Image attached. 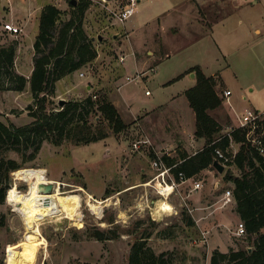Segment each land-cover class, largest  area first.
Wrapping results in <instances>:
<instances>
[{
  "label": "rangeland",
  "instance_id": "rangeland-1",
  "mask_svg": "<svg viewBox=\"0 0 264 264\" xmlns=\"http://www.w3.org/2000/svg\"><path fill=\"white\" fill-rule=\"evenodd\" d=\"M60 1H64V10H71L69 1ZM60 1L0 0V45L17 43L15 69L18 72L29 74L32 66L31 34L36 25L34 18L40 23L39 7L44 3L60 4ZM137 9L134 18L143 20L149 16L145 23H139L140 40L144 35L149 41L141 52L142 57L149 56L148 50L163 54L155 56L144 69L153 67L155 71L146 75L140 84L135 81L125 83L120 53L130 50L121 48L120 39L127 41L128 33L126 28L113 24L114 19L102 3L93 1L87 11L86 23L88 34L96 37L98 56L72 73L71 78L62 81L59 92L50 96L47 104L49 109L59 111L62 99L82 100L91 95L94 99H103L107 96L120 108L127 128L116 132L101 113L96 118L93 112L86 118L89 121L85 128L87 133L81 134L75 129L72 136H103L101 140L79 145L69 139L60 145L46 140L36 156L32 150L22 148L18 152L12 146L0 143V159H15L21 165L20 169L10 173V178L4 174L0 176L1 186L7 181L10 185L6 201L0 204L3 223L0 227V264H16L11 256L18 251H21L20 264H129L133 244L143 232H153L146 247H151L157 254L173 253L176 264H210L215 248L227 252L231 247H250L251 242L246 236L230 232L225 225L208 234V244L198 227L201 211L195 210L196 205L215 204L208 208L215 210L221 194L228 189L224 175L228 170L235 173V166H228L223 174L213 169V175L222 183L218 189L211 184L209 175L198 174L196 178L202 179L205 186L190 194L189 207L179 195H173L169 199L175 207L173 211L156 209L161 196L155 188L142 185L157 172L153 168L155 151H170L173 157H179L181 152L190 154L198 149L183 138L184 135L187 137L184 128L191 121L192 127L196 128V115L188 107L183 108L182 102H177L179 110L171 113L168 106L156 113V110L149 114L143 111L169 103L172 94L182 92L195 72L186 74L185 80L167 88L164 83L198 65L205 66L210 73H219L215 78L220 91L227 87L233 92L230 97L233 105L226 102L227 109L264 111V0H209L203 6L198 0H142ZM7 14L21 19L31 14L33 18L28 23L31 28L25 29L21 25L23 32L12 35L4 28L10 21ZM131 22H127L128 28ZM156 29L158 32L154 34ZM119 31L123 35L115 36L114 33ZM135 34L132 39L137 41ZM82 72L85 76L80 75ZM136 73L135 69H130L127 75L133 77ZM123 83L124 86L119 88ZM147 90L152 96H147ZM223 98L227 99L225 93ZM183 99L187 101L185 95ZM34 101L30 85L23 92L0 90V121L18 126L30 123L33 118L28 107ZM128 103L133 109L127 107ZM220 120L221 135L230 129L232 122L225 114ZM146 138L151 139L152 145L135 150L134 143ZM186 145L190 146L189 150ZM239 149L240 144L233 143L231 151ZM24 168H45L48 177L60 182L59 186L66 192L63 194L66 206L48 214L41 229L32 233L27 232L23 216L8 203V191L13 186L17 185L21 192L30 190V184L18 180L16 174ZM181 191L187 195L189 187L183 186ZM95 200L105 202H97L94 208L92 201ZM230 208L227 206L223 210L231 215L233 210ZM188 215L195 221V226L187 225ZM100 229L111 230V234H119V237L99 240L92 234ZM232 231H235L234 227Z\"/></svg>",
  "mask_w": 264,
  "mask_h": 264
},
{
  "label": "trees",
  "instance_id": "trees-1",
  "mask_svg": "<svg viewBox=\"0 0 264 264\" xmlns=\"http://www.w3.org/2000/svg\"><path fill=\"white\" fill-rule=\"evenodd\" d=\"M92 0H79L71 4V10H63L56 4H47L41 13L39 34L34 42V68L30 78L15 69L17 43L0 45V90L23 92L30 85L34 104L28 107L33 120L25 125L6 124L0 121V143L15 148L18 152L24 148L32 150L36 156L46 140L60 145L69 139L75 144L90 143L102 137L72 136L75 129L85 131L93 112L95 117L101 113L116 132L127 128L117 106L105 96L94 99L88 96L82 100H70L55 111L48 108L50 96L57 91V83L67 75L77 72L94 61L98 56L95 41L85 28L87 11ZM66 15V18H64ZM195 72L197 83L189 88L185 95L196 113V136L206 140V146L194 155L180 153L179 157L165 155L168 164L177 160L182 162L174 170L176 175L184 171L188 177L197 176L205 169H214L216 147L231 151L233 143L240 144L234 160L229 166H235L241 173L236 175L228 170L224 175L227 182H234L236 210L246 225V237L250 247L233 248L227 252L215 249L210 264H264V155L247 137L243 128L220 135V124L211 112L224 103L218 93V81L214 76H207L201 66L192 67L186 74ZM178 77L175 80H178ZM97 96V95H95ZM83 122V125H82ZM21 168L15 159H0V176L10 178V173ZM0 204L6 201L9 181L1 186ZM187 225L195 226V221L188 215ZM3 223L0 220V227ZM111 230L100 229L94 234L99 240L116 239L119 234ZM153 232H143L133 244L129 264H176L174 254L162 252L157 254L151 247H146L147 240ZM11 258L20 264L21 251Z\"/></svg>",
  "mask_w": 264,
  "mask_h": 264
},
{
  "label": "crops",
  "instance_id": "crops-1",
  "mask_svg": "<svg viewBox=\"0 0 264 264\" xmlns=\"http://www.w3.org/2000/svg\"><path fill=\"white\" fill-rule=\"evenodd\" d=\"M7 1H9V2H11V0H7ZM60 1V0H59ZM209 0H198V3L200 4V5H202L203 6V4H205L206 2H208ZM64 1H60V4H56L57 2H52V4H56L59 8H61V9H66L65 8V6L63 5L64 3H63ZM66 2V1H65ZM142 2V0H140L139 1V3H141ZM47 5V3H44V4H42L39 8H40V10H39V12H38V14L40 15V17H41V13H42V11H43V8L45 7ZM137 11H138V9L136 10V13L129 19L130 21H132L131 22V24H130V28H128V26H127V22H129V20L125 23V24H118L119 25V27H122L123 29H125L126 28V33H128V40L127 41H124L123 39H120V42H121V48L122 49H124L125 48V50H128V48H129V50H130V52H125V53H120V55L121 54H123V55H126L127 56V58H126V61L123 63V62H121V63H123V70H124V73L126 74V77L127 76H129V75H127L128 74V72H129V70L130 69H135V71L136 72H138V71H142V70H146V68L152 63V61H153V59L155 58V56H157V55H163V54H158L155 50H148L147 51V53H148V57L147 58H144V57H142V51H143V49L146 47V44L147 43H149V41L146 39V36H142V38H141V40H140V32H139V29H140V24L139 23H145V21L149 18V16L148 17H145V18H143V20H141L139 17L138 18H134L135 16H136V14H137ZM9 15L7 14V18L10 20L9 22H12V23H14V24H16V25H19V26H21V25H24L25 26V29H27V27H29V25H28V23H29V21L33 18L32 17V15L30 14L27 18H24V19H21V18H15L14 16H12L11 15V17H8ZM36 17V16H35ZM189 18H190V16H189ZM189 18H188V20H189ZM34 20L36 21V25H35V27H34V30H33V33L31 34V44H32V48L34 49V42H35V40H36V37H37V35L39 34V28H40V23H39V19L38 18H34ZM86 21H87V16H86V19H85V28H86V30H87V32H88V29H87V23H86ZM138 25V26H137ZM136 26H137V30H135V28H136ZM159 27H160V25H159ZM158 27V28H159ZM29 28H31V27H29ZM143 28V27H142ZM24 29V30H25ZM122 29V30H123ZM158 31H157V29L154 31V34L155 33H157ZM136 33V34H135ZM134 34L136 35V37H137V41L136 40H133L132 39V36L134 37ZM139 34V35H138ZM114 35L116 36V35H123V34H121V31H119V32H115L114 33ZM91 36V35H90ZM92 37V36H91ZM122 37V36H121ZM127 37V36H126ZM145 42V43H144ZM128 43V44H127ZM148 45V44H147ZM125 46V47H124ZM143 46V47H142ZM131 57H132V59H131ZM130 59V62H128V60ZM127 65V66H126ZM192 67H194V66H192ZM192 67H190V68H188V69H186V70H184V71H182L181 73H179V74H176V76H174L173 78H171L170 80H168V81H166L165 83H164V87L165 88H167V87H169V86H171V85H174L175 83H179V82H182L183 80H185V78H186V73L190 70V69H192ZM33 68H34V61L32 60V66H31V69H30V71H29V74H26L25 73V75L27 76V77H29L30 76V74H32V72H33ZM202 69H203V71L205 72V74L207 75V76H214V77H218V75H219V73H215V72H208L207 71V68L205 67V66H203L202 65ZM144 70V71H145ZM137 74V73H136ZM187 75H190V73L189 74H187ZM71 76H72V74H70V75H67V76H65L64 78H62L61 80H59L58 81V83H57V92H59V84L62 82V81H64V80H66V79H68V78H71ZM181 76V78H179L178 80H175V79H177L178 77H180ZM144 79V78H143ZM190 80L191 81H189L188 83L186 82V84H187V86H186V88L184 89V90H182V92H178V93H176V94H172V96L169 98L170 100H169V103H164V104H162L161 106H158V107H154V108H152V109H150V110H148V109H146L145 111H143V113L145 112L146 114H149V113H151L152 111H155V113L158 111V110H162L165 106H168V111L170 110V112L169 113H171L172 111H178L179 109H177L176 108V104H177V102H182V103H184V107L183 108H187L188 107V109L189 110H192V112H194V114L196 115V113H195V111L193 110V108L190 106V103H189V100H188V98H187V103H189V105L184 101V99H183V96L185 95V93H186V91L189 89V88H191V87H193V86H195L196 85V83H197V80H196V78L195 77H193L192 76V74H191V76H190ZM126 84H127V82H125ZM125 83H123V84H121L120 86H119V88L120 87H123L124 86V84ZM142 83V82H141ZM138 84H140V82H138ZM91 87V86H90ZM219 88H220V85L218 84L217 85V87H216V89H217V91H218V93L223 97V93H224V90H226V89H230V88H227V87H225L222 91H220L219 90ZM231 90V89H230ZM148 91V90H147ZM147 91H146V94H147ZM152 96V93H150V94H147V96ZM186 96V95H185ZM231 96H233V92H232V94H231ZM230 96V97H231ZM230 97H229V99L227 98L226 100H224V103H223V105L221 106V107H219V108H217V109H215V110H213L215 113H212L211 112V114L218 120V122L221 124V120H220V118L221 117H223V114H225L226 116H228V118L231 120V122H232V124H231V126H235V125H237L238 124V122H239V117L240 116H245V112H244V110H245V108H237L238 109V111H236V110H231V109H227L226 108V102L227 103H229L231 106L233 105V103L231 102V99H230ZM245 97V96H244ZM225 99V98H224ZM170 102H173V103H170ZM116 106H117V104L115 103V102H113ZM170 104L172 105V107H170ZM127 107L129 108H132L133 109V107H131V105L128 103V105H127ZM117 108H118V110H119V112L121 113V115H122V117H123V119L125 120V118H124V116H123V114H122V112H121V110H120V108L117 106ZM182 108V107H181ZM180 108V109H181ZM250 108H247V110H249ZM182 110V109H181ZM241 110V111H240ZM251 110H253V111H261V109H251ZM163 111V110H162ZM167 111V112H168ZM141 114V113H140ZM193 114V113H192ZM151 115V114H150ZM218 115H221V116H218ZM183 118V117H182ZM126 122V121H125ZM195 122H196V119H195ZM184 130L187 132V137L184 135V140H186V139H188L189 141H190V143H192V145H194V146H198L197 148L198 149H196L193 153H190V155H194V154H196L198 151H200V150H202L205 146H206V140L205 139H203V138H198L197 136H196V128L194 127H192V121H191V123L189 124V126H185V128H184ZM189 131V132H188ZM229 131V130H228ZM228 131L226 132V133H228ZM225 134V133H224ZM186 138V139H185ZM189 145H186V147L188 148V150L190 149V146L188 147ZM180 161V160H179ZM213 169H210V168H208V169H205V170H203L202 172H200L199 174H207V176L209 175V179H210V181H211V184L213 185L214 184V187L216 188V189H218L219 187H218V184L219 183H221V180H219V179H217L214 175H213ZM215 172V171H214ZM240 173H241V171L238 169V168H236L235 167V174L236 175H240ZM221 185H222V183L220 184V187H221ZM227 185H228V189H233L234 188V182H232V181H230V182H228L227 183ZM224 186V185H223ZM223 194H224V192L221 194V198H222V196H223ZM217 203H220L218 206H215L216 207V209L215 210H212V211H209L208 210V208H211V207H213L215 204H213V205H211V204H209V203H199L198 205H196L197 207L195 208V210H200L201 212H200V214H199V219H198V227L200 228V230H201V232H202V234L204 233V232H206L207 234H206V236H207V242H208V244H209V239H208V234H210V233H212V232H214V231H219V229L218 228H220V227H222L223 225H225L226 226V228H228L229 230H231L230 232H234V234H236V229H237V225H238V223H240L241 222V217H240V215H239V213L237 212V210H236V207H237V204H236V202H234L233 204H231V205H229V206H231V208L230 209H232L233 211H232V214L230 215V214H228V213H226V212H224V210H223V208L221 207V202L220 201H218ZM227 209V208H226ZM204 210H207V211H204ZM225 216H227V217H225ZM235 228V231H232V228ZM223 229V228H222ZM216 249V248H215Z\"/></svg>",
  "mask_w": 264,
  "mask_h": 264
},
{
  "label": "built area",
  "instance_id": "built-area-1",
  "mask_svg": "<svg viewBox=\"0 0 264 264\" xmlns=\"http://www.w3.org/2000/svg\"><path fill=\"white\" fill-rule=\"evenodd\" d=\"M98 1L103 4L104 8L111 15V18L114 19L113 24H125L135 13L138 7L140 0H92ZM112 1H114L112 3ZM5 30L11 33L12 35H19L23 32V28L19 25H16L12 22H8L4 26ZM127 56L121 54L120 62H125ZM155 71L153 67L147 71H138L135 76H127L126 82H141L146 75ZM81 76H85V73H81ZM151 92L148 90L147 94ZM225 96L229 99L232 94L231 90H226ZM239 122L235 126H231L228 134L231 135V132L236 129L243 128L247 130V137L256 145L260 154L264 155V111H253L251 109L245 112V116L239 117ZM254 135V136H253ZM253 136V137H252ZM143 145H152L151 139L146 138L138 140L134 143V149L139 150ZM233 145V144H232ZM232 147V146H231ZM238 151L232 152L229 150H224L221 147H216V159L222 164L229 166V163L232 162ZM156 157L153 161V168L157 171L156 174L150 178L148 181L144 182L142 185L144 187H153L161 197H167L168 200L173 195H179L183 203L188 205V198L191 193L198 192L204 188V181L202 179H197L196 176L188 177L184 171H180L178 175L174 172L178 168L181 160H177L173 164H168L164 159L165 155L172 156L170 151H155ZM173 157V156H172ZM55 183V181H53ZM57 183L60 182L56 181ZM56 185V183H55ZM17 186V185H16ZM183 186L189 187V194L185 195L182 193L181 188ZM167 192V195L165 194ZM221 202V207L225 208L235 202L233 189H227L222 198L219 200ZM173 206V205H172ZM173 208H175L173 206ZM190 211H193L192 208H189ZM206 232L203 233V238L207 242ZM236 235L245 236L246 235V225L243 221L238 223L236 229Z\"/></svg>",
  "mask_w": 264,
  "mask_h": 264
},
{
  "label": "bare ground",
  "instance_id": "bare-ground-1",
  "mask_svg": "<svg viewBox=\"0 0 264 264\" xmlns=\"http://www.w3.org/2000/svg\"><path fill=\"white\" fill-rule=\"evenodd\" d=\"M18 180H23L30 184V190L28 192H21L19 188L13 186L8 191V203L15 207V211L19 212L26 223L27 232H36L41 229L44 218L53 212H58L64 204V196L66 192H63L59 183H56V190L53 194H44L40 192L39 185L41 183H49L51 180L48 177L47 170L45 168H24L16 172ZM20 183V182H19ZM61 185V183H60ZM83 188H79L82 190ZM167 195V192H165ZM82 196H79V202ZM156 207L157 210L163 212L173 211L174 208L169 202L167 197H160ZM100 200L92 201V206L97 207V202ZM119 201V200H118ZM100 201L99 203H104ZM145 204V203H144ZM123 213V212H122ZM122 218V217H121Z\"/></svg>",
  "mask_w": 264,
  "mask_h": 264
},
{
  "label": "water",
  "instance_id": "water-1",
  "mask_svg": "<svg viewBox=\"0 0 264 264\" xmlns=\"http://www.w3.org/2000/svg\"><path fill=\"white\" fill-rule=\"evenodd\" d=\"M67 1H69V3L72 4V5H77L78 2H79V0H67ZM93 39H94V41H96V37H93ZM99 39H102V37H99ZM192 76L195 77V73H192ZM66 102H67V100L62 99L60 101V105L64 106ZM213 166L217 170V172H219L220 174H223L226 171V168H227L226 165L222 164L217 159L215 160ZM219 185H220V183L218 184V186ZM39 190H40V192H42L44 194H53L55 192V190H56V185H55V183L53 181H51L49 183H41L39 185ZM250 250H252L251 247H250Z\"/></svg>",
  "mask_w": 264,
  "mask_h": 264
}]
</instances>
